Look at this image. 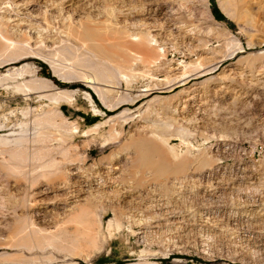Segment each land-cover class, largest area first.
Masks as SVG:
<instances>
[{
  "label": "rangeland",
  "instance_id": "1",
  "mask_svg": "<svg viewBox=\"0 0 264 264\" xmlns=\"http://www.w3.org/2000/svg\"><path fill=\"white\" fill-rule=\"evenodd\" d=\"M0 16V264H264V0Z\"/></svg>",
  "mask_w": 264,
  "mask_h": 264
},
{
  "label": "bare ground",
  "instance_id": "2",
  "mask_svg": "<svg viewBox=\"0 0 264 264\" xmlns=\"http://www.w3.org/2000/svg\"><path fill=\"white\" fill-rule=\"evenodd\" d=\"M47 3H48V2H47ZM48 4H49V3H48ZM48 4H47V5H48ZM49 5H50V4H49ZM44 7H45V6H44ZM49 7H51V6H49ZM45 8H46V7H45ZM45 11H46V10H45ZM46 12H47V11H46ZM51 12H52V11H51ZM9 15H10V14H9ZM48 16H49V15H48ZM0 17H1V16H0ZM11 18H12V17H11ZM3 19H4V18H3ZM3 19H1V22H2ZM14 19H15V18H14ZM14 19H13V20H14ZM8 20H10V18H8V15H7V21H8ZM11 20H12V19H11ZM16 20H18V19H16ZM3 21H4V20H3ZM14 21H15V20H14ZM5 22H6V21H5ZM10 22H11V21H10ZM18 22H19V20H18ZM3 23H4V22H3ZM8 24H9V23H8ZM16 24H17V23H16ZM20 24H21V23H19V24H17V25L20 26ZM26 28H27V27H26ZM14 30H15V29H14ZM17 30H18V29H17ZM30 30H31V29H30ZM12 31H13V30H12ZM18 31H19V30H18ZM21 31H22V30H21ZM1 37H2V40H3V38H5L3 35H1ZM6 38H7V36H6ZM6 38H5V39H6ZM0 39H1V38H0ZM7 40H8V38H7ZM174 69H175V68H174ZM192 95H193V94H192ZM55 99H57V98H55ZM75 192H76V191H75Z\"/></svg>",
  "mask_w": 264,
  "mask_h": 264
}]
</instances>
